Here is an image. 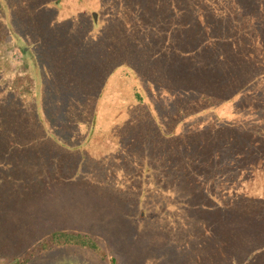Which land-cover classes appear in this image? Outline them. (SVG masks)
I'll use <instances>...</instances> for the list:
<instances>
[{
  "label": "trees",
  "instance_id": "16d2710c",
  "mask_svg": "<svg viewBox=\"0 0 264 264\" xmlns=\"http://www.w3.org/2000/svg\"><path fill=\"white\" fill-rule=\"evenodd\" d=\"M88 254L264 264V0H0V264Z\"/></svg>",
  "mask_w": 264,
  "mask_h": 264
},
{
  "label": "rangeland",
  "instance_id": "374dc122",
  "mask_svg": "<svg viewBox=\"0 0 264 264\" xmlns=\"http://www.w3.org/2000/svg\"><path fill=\"white\" fill-rule=\"evenodd\" d=\"M37 58L39 60H42V57L38 54L37 52ZM22 56L18 51H15V54L13 56V62L15 64H18L21 62ZM41 73V90L44 95L43 103L46 108L50 109L51 116L52 118L49 119L51 123V128L53 132L59 133L60 132V127L64 122V115L65 111L69 105V102L73 98V94L69 93L65 88L62 86H58L54 80H52L46 73L43 74ZM161 104L163 105H169L168 102L164 99L160 101ZM50 117V116H49ZM38 168L41 169L40 166ZM38 171H36L37 173ZM236 179V177H228L225 179V184L223 187H219V193H220V199L224 197V199L228 198L225 197L229 193V185L233 183V180ZM221 188V189H220ZM186 221H181L179 218L174 222V225L176 226L173 228L174 231L171 228V224L169 223L168 225V231L172 232L175 234L177 237H181L183 239L187 238L186 233L184 235H181L179 233V227L181 225L188 227V225L185 224ZM162 226L161 224H157ZM89 259H94L95 263L94 264H102L97 256H92L91 254H88ZM52 264H87L86 262H76L75 258L67 255L66 259L64 257L57 258L54 263Z\"/></svg>",
  "mask_w": 264,
  "mask_h": 264
}]
</instances>
